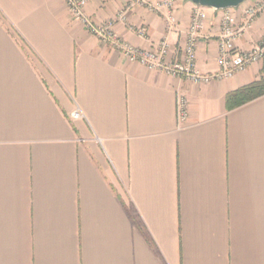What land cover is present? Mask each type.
Wrapping results in <instances>:
<instances>
[{
    "label": "crops",
    "instance_id": "obj_1",
    "mask_svg": "<svg viewBox=\"0 0 264 264\" xmlns=\"http://www.w3.org/2000/svg\"><path fill=\"white\" fill-rule=\"evenodd\" d=\"M195 5L174 0L171 29L135 0L85 13L136 46L166 39L173 61ZM205 9L196 65L214 72L226 9ZM263 37L264 13L234 44ZM262 78L264 61L173 78L98 41L63 0H0V264H264V94L228 100Z\"/></svg>",
    "mask_w": 264,
    "mask_h": 264
},
{
    "label": "built area",
    "instance_id": "obj_2",
    "mask_svg": "<svg viewBox=\"0 0 264 264\" xmlns=\"http://www.w3.org/2000/svg\"><path fill=\"white\" fill-rule=\"evenodd\" d=\"M63 1L67 5L72 20L79 22L98 41L118 51L129 62L138 63L149 70L161 71L173 78L186 79L195 84H205L212 80L230 78L251 64L264 61V37L247 50H241L234 44L235 40L252 27L257 17L264 13V0L243 5L239 21L234 8H228L221 14L220 31L217 38L218 69L214 72H201L196 65L198 39L208 17L203 6L195 5L186 30L185 42L180 47L181 55L179 59L170 61L166 59L169 51L166 39L159 40L153 47L136 46L120 38L114 31L111 20L101 24L94 23L85 13V6L89 0ZM135 1L145 4L150 11L167 9L168 12L165 15L167 28L171 29L175 25L174 0H157L154 4H146V0ZM128 7L118 11V20H125ZM137 33L141 36L146 35L143 29H139ZM80 115L77 109L71 112L72 118ZM176 118L178 123H184L188 118V100L184 94L180 93L176 97Z\"/></svg>",
    "mask_w": 264,
    "mask_h": 264
},
{
    "label": "trees",
    "instance_id": "obj_3",
    "mask_svg": "<svg viewBox=\"0 0 264 264\" xmlns=\"http://www.w3.org/2000/svg\"><path fill=\"white\" fill-rule=\"evenodd\" d=\"M262 94H264V78L255 81L247 86H244L239 90L229 94L228 100H231V98L236 97L238 98V103H243Z\"/></svg>",
    "mask_w": 264,
    "mask_h": 264
},
{
    "label": "water",
    "instance_id": "obj_4",
    "mask_svg": "<svg viewBox=\"0 0 264 264\" xmlns=\"http://www.w3.org/2000/svg\"><path fill=\"white\" fill-rule=\"evenodd\" d=\"M190 1L203 7H209L214 10H223L228 8H236L246 0H190Z\"/></svg>",
    "mask_w": 264,
    "mask_h": 264
}]
</instances>
